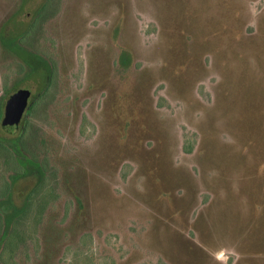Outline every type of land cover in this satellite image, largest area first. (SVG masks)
<instances>
[{
  "label": "rangeland",
  "instance_id": "rangeland-1",
  "mask_svg": "<svg viewBox=\"0 0 264 264\" xmlns=\"http://www.w3.org/2000/svg\"><path fill=\"white\" fill-rule=\"evenodd\" d=\"M46 1L15 126L0 45V137L32 125L47 176L0 264H264V0H0L3 40Z\"/></svg>",
  "mask_w": 264,
  "mask_h": 264
},
{
  "label": "trees",
  "instance_id": "trees-1",
  "mask_svg": "<svg viewBox=\"0 0 264 264\" xmlns=\"http://www.w3.org/2000/svg\"><path fill=\"white\" fill-rule=\"evenodd\" d=\"M48 9V1L44 2L36 10V15L26 29L17 36H10L9 40H3L0 36V45L6 46L9 52L14 54L20 61L19 72L24 71L25 77L19 79L8 88L6 81L3 84L7 94L18 90L20 83L35 73L39 68H43L44 63L34 51H29L26 47L27 41L35 33V28L43 19ZM27 49V50H25ZM46 71L44 89L40 92L27 108V114H31L35 106L40 102L46 90L50 87L52 80V69L44 67ZM0 105V116H1ZM32 125L24 122L19 135L14 139L5 140L0 137V156L5 162L10 164V171L2 179L0 186V257L9 249L13 242L20 238L19 221L26 215L36 201L47 197L46 186L47 176L45 164L37 159L34 154L28 155L29 146L34 144V137L31 133ZM28 153V154H27ZM27 154V155H25ZM26 177H34V186L24 196L23 205L15 206L12 199V192L15 184Z\"/></svg>",
  "mask_w": 264,
  "mask_h": 264
},
{
  "label": "water",
  "instance_id": "water-1",
  "mask_svg": "<svg viewBox=\"0 0 264 264\" xmlns=\"http://www.w3.org/2000/svg\"><path fill=\"white\" fill-rule=\"evenodd\" d=\"M25 99L26 95L21 91H17V93L10 98L4 111L3 124L7 125L9 122L13 123L14 126L18 124Z\"/></svg>",
  "mask_w": 264,
  "mask_h": 264
}]
</instances>
